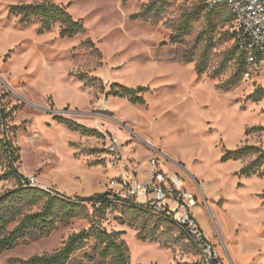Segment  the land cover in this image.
Returning a JSON list of instances; mask_svg holds the SVG:
<instances>
[{
    "label": "rangeland",
    "instance_id": "1",
    "mask_svg": "<svg viewBox=\"0 0 264 264\" xmlns=\"http://www.w3.org/2000/svg\"><path fill=\"white\" fill-rule=\"evenodd\" d=\"M37 1L0 0V95L13 109L8 122L15 127L11 137L21 147L19 171L55 192L47 181L58 174L85 193H62L71 197L104 193L113 177L105 179V173L119 169L107 160L116 139L123 161L136 153L137 162L151 175L148 161L159 157L197 193L194 216L218 244L226 264H264V164L251 176L240 174L260 153L264 161V97L255 100L258 82L237 73L228 21L216 28L209 69L200 76L196 61L183 59L190 50L198 57L204 47L199 37L208 23L203 0H159L150 19L132 15L153 0H55L84 22L85 32L71 38L60 35L59 23L39 33L37 21L24 25L10 12L11 4ZM194 8L202 11L191 21L190 33L172 41L179 23ZM216 14L232 16L224 2ZM89 37L95 47L84 43ZM113 82L148 86L146 104L107 95ZM56 117L94 132L72 129ZM32 124L35 130L29 133ZM53 145L63 156L61 162ZM245 145H255L258 151L221 161L226 149ZM0 182L8 185L0 195L17 186L13 179ZM88 191L92 194L86 195ZM93 211L85 203L78 215L59 218L49 235L30 232L0 254V264L53 252L72 233L93 225L125 231L130 264H201L187 232L170 219L154 212L124 214L122 206ZM101 248L92 232L70 264H113L111 256H101Z\"/></svg>",
    "mask_w": 264,
    "mask_h": 264
},
{
    "label": "trees",
    "instance_id": "2",
    "mask_svg": "<svg viewBox=\"0 0 264 264\" xmlns=\"http://www.w3.org/2000/svg\"><path fill=\"white\" fill-rule=\"evenodd\" d=\"M126 1L128 0H123V2ZM203 3L204 6L202 8L206 9L205 15L208 17V23L207 28L200 33L199 37L205 41L204 47L198 57L193 50H190L183 59L184 62L190 63L196 61V71L200 76L209 69L216 28L220 22L228 21V30L230 31L229 22L232 19V16H219L216 14V8L219 4L209 6L205 0H203ZM225 4L227 5V3ZM9 8L11 13L20 17V22L24 25L37 21L40 24L39 33L52 30L57 23L60 24V35L62 37L71 38L85 32L83 20L74 18L66 6L57 3L55 0L11 4ZM158 8L159 0H153L141 12L133 14L132 17L134 19L138 17L150 19V13ZM202 8L198 10L194 8L193 12L187 13L186 17L179 23L177 32L171 36L172 41L178 40L179 42L185 35L190 33L191 21L201 14ZM230 33L233 39V34L231 31ZM84 43L95 47L91 37L87 38ZM234 50L237 54L235 47ZM235 63L238 75L243 77L241 58L238 55L235 58ZM96 78L93 77L90 80L92 81ZM148 90L149 87L144 85L134 87L121 82H113L107 95L128 98L133 104H146L145 93ZM252 96L255 100L260 101L264 94L260 89H256ZM12 113L13 109L7 107V104L3 102L2 95H0V126L2 128V136H0V158H2V161L0 162L4 167L3 172L0 174V180L8 181L13 179L17 181L15 188L8 189L0 195V254L15 248L32 231L37 232L39 236L49 235L55 229L59 218L66 221L78 215L79 212L84 211V202L101 201L102 205L95 208V212L98 210L105 211L109 208L113 211L121 206L118 202L108 199V192L76 197V200H74L72 197L58 191L53 193L41 187L21 186L20 178L22 173L19 171V165H17V162L21 161V147L11 137V129L13 130L15 127H11L8 122V118ZM56 119L66 123L72 129L82 130L91 134L94 132V129L81 125L76 121L64 120L60 117H56ZM255 150L258 151V147L255 145L226 149L221 161L238 160ZM263 164L262 153H260L257 159L241 168L240 174L251 176ZM39 205L41 206L35 209ZM122 207L124 214L153 213L151 210L135 203L125 204ZM160 216L170 219L165 215ZM98 226L93 225L91 229H82L72 233L63 245L53 252L36 254L27 259L15 258L14 262L15 264H70L74 255L86 246L93 232L98 244L102 246L99 251L101 256H111L113 264H130V250L125 239L122 238L125 231L108 232Z\"/></svg>",
    "mask_w": 264,
    "mask_h": 264
},
{
    "label": "built area",
    "instance_id": "3",
    "mask_svg": "<svg viewBox=\"0 0 264 264\" xmlns=\"http://www.w3.org/2000/svg\"><path fill=\"white\" fill-rule=\"evenodd\" d=\"M205 1L209 6L223 2L229 6L232 13L229 29L233 34L237 55L241 58L243 77L256 79V88L264 94V0ZM108 151L107 160L110 166L119 168V174L109 181L107 197L110 201L118 202L121 206L135 203L158 215L169 217L187 232L198 251L201 264H226L218 244L209 237L194 216L199 196L186 187L177 171L166 167L159 157H151L148 161L151 175L141 179L135 174L136 171L122 164L121 146L116 139L111 142ZM20 185L41 187L56 193L39 185L35 176L22 174ZM72 199L76 200V197ZM87 204L94 210L102 202Z\"/></svg>",
    "mask_w": 264,
    "mask_h": 264
},
{
    "label": "crops",
    "instance_id": "4",
    "mask_svg": "<svg viewBox=\"0 0 264 264\" xmlns=\"http://www.w3.org/2000/svg\"><path fill=\"white\" fill-rule=\"evenodd\" d=\"M33 125V124H32ZM31 130H35V128H34V125H33V129H31V127L29 128V130L27 131V132H29V131H31ZM33 132V131H32ZM30 133V132H29ZM38 143H40L41 145H43L44 143H45V141H43V140H41L40 142H38ZM38 145V144H37ZM36 145V146H37ZM38 147V146H37ZM53 150H54V154H56V158H57V160L59 161V162H61V159L63 158V156H62V154L59 152V150L53 145ZM126 154H128V153H126ZM130 154V153H129ZM136 156H137V154L135 153V154H132V152H131V154L130 155H125V164H127V165H130V166H132L131 168L133 169V170H135L136 171V173L138 174V176L141 178V179H145V178H148V177H150V174H149V172H147L146 170L144 171L143 169H142V165H140L138 162H137V158H136ZM131 160H133V161H131ZM43 165H41V164H36L35 165V167L36 168H39V167H42ZM21 168H23V170L25 171V170H27V168H28V165H27V163H25V160H24V157H23V152H22V167ZM3 169H4V167H3V165H2V163L0 162V174L3 172ZM114 171H115V173H114ZM119 171V169H113L112 170V172L111 173H105V175H104V177H105V179H107V177H108V175H112V176H114L117 172ZM41 177H42V179L43 180H45L44 179V173H42V175H41ZM47 182H49L51 185H53V187L58 191V192H60V193H66L65 191H69L70 193H73V192H78V191H80V192H82V194H84L85 195V193H83V191H81V189L80 188H71V186L69 185V181H65L63 178H60L59 177V175L57 174V176L54 178V179H51V180H49V181H47ZM7 184L5 185V184H2L1 182H0V192L1 191H3L5 188H7ZM89 193H87L86 195H89V194H92L91 192L92 191H88ZM95 192H99V191H95L94 190V192L93 193H95ZM79 193V192H78Z\"/></svg>",
    "mask_w": 264,
    "mask_h": 264
}]
</instances>
